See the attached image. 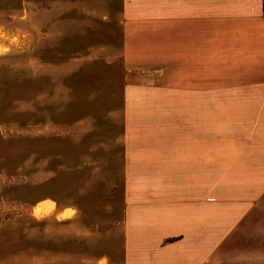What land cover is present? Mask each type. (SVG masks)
I'll list each match as a JSON object with an SVG mask.
<instances>
[{
	"label": "rangeland",
	"instance_id": "374dc122",
	"mask_svg": "<svg viewBox=\"0 0 264 264\" xmlns=\"http://www.w3.org/2000/svg\"><path fill=\"white\" fill-rule=\"evenodd\" d=\"M171 1L27 0L33 34L0 31V264H264V63Z\"/></svg>",
	"mask_w": 264,
	"mask_h": 264
},
{
	"label": "crops",
	"instance_id": "0c3cea01",
	"mask_svg": "<svg viewBox=\"0 0 264 264\" xmlns=\"http://www.w3.org/2000/svg\"><path fill=\"white\" fill-rule=\"evenodd\" d=\"M163 1L167 2V0ZM171 2L170 5L175 8V12L170 14L183 17L184 21L188 22L191 26L192 41L196 39L199 42L203 39V45L207 44L217 51L214 49L217 47L216 41L224 40L221 48L225 51L229 50L230 57L236 55L241 63H264V0H172ZM26 5L27 0H19L15 6L10 0H0V31L3 30L7 36H12L21 26L23 39L26 38V33L33 34L34 30L25 27L30 26V21L33 19L38 22L34 4L33 7L30 6L27 24L25 25L23 21L20 23V20L25 17ZM52 11L51 7L50 12ZM102 14L105 13L102 12ZM68 16L67 11H64L62 19L46 22L45 27L40 28L39 31H56L62 25L69 26L72 22ZM181 42L185 46L188 41L180 37L179 45ZM0 43L8 46V43ZM226 62L234 61L226 58Z\"/></svg>",
	"mask_w": 264,
	"mask_h": 264
},
{
	"label": "bare ground",
	"instance_id": "6f19581e",
	"mask_svg": "<svg viewBox=\"0 0 264 264\" xmlns=\"http://www.w3.org/2000/svg\"><path fill=\"white\" fill-rule=\"evenodd\" d=\"M35 212H36L37 214L42 213V212H43L42 207L37 208V209L35 210Z\"/></svg>",
	"mask_w": 264,
	"mask_h": 264
}]
</instances>
